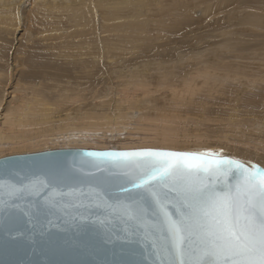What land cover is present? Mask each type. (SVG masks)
<instances>
[{"label":"bare ground","instance_id":"6f19581e","mask_svg":"<svg viewBox=\"0 0 264 264\" xmlns=\"http://www.w3.org/2000/svg\"><path fill=\"white\" fill-rule=\"evenodd\" d=\"M93 146L264 167V0H0V158Z\"/></svg>","mask_w":264,"mask_h":264},{"label":"snow or ice","instance_id":"6c2138e0","mask_svg":"<svg viewBox=\"0 0 264 264\" xmlns=\"http://www.w3.org/2000/svg\"><path fill=\"white\" fill-rule=\"evenodd\" d=\"M0 217L14 237L60 221L92 228L136 264H264V167L222 150L153 148L87 151L39 172L5 163Z\"/></svg>","mask_w":264,"mask_h":264},{"label":"water","instance_id":"95a60500","mask_svg":"<svg viewBox=\"0 0 264 264\" xmlns=\"http://www.w3.org/2000/svg\"><path fill=\"white\" fill-rule=\"evenodd\" d=\"M113 150L121 151L66 148L7 156L0 158V179L5 163L18 170L39 172L56 161L78 164L87 151ZM92 212L95 214L98 210ZM58 225L46 230L44 235L14 237L5 234L0 217V264H136L140 260L139 256H131L122 250L120 242L104 243L98 231L92 228L78 230L62 221ZM136 250L140 251L138 246Z\"/></svg>","mask_w":264,"mask_h":264},{"label":"rangeland","instance_id":"374dc122","mask_svg":"<svg viewBox=\"0 0 264 264\" xmlns=\"http://www.w3.org/2000/svg\"><path fill=\"white\" fill-rule=\"evenodd\" d=\"M200 11H198V10H194V18L196 19V20H199V21H202L203 19L201 18V16H200V13H199ZM155 39L156 40H158V37H155ZM164 42V41H163ZM173 45H175V43L174 44H172L171 46H173ZM191 128H189V130H190ZM193 129V128H192ZM195 133V132H194ZM205 134V133H204ZM208 133H206V136H208L209 138H211L212 136H214V134H210V135H207ZM216 135H219V134H216ZM121 139H123V138H121ZM96 146H93V148H74V147H71V148H67V149H94ZM104 147H109V148H111V149H109L108 148V150H112V149H115L114 147H112V146H104ZM57 149H66V148H53V149H50V150H57ZM96 150H99V149H97V148H95ZM103 148H100V150H102ZM107 148H104V150H106ZM137 149H141V148H137ZM153 149H160V148H153ZM115 150H122L121 148H116ZM123 150H131V149H123ZM161 150H168V149H161ZM44 151H48V149H46V150H44ZM44 151H36V152H33V153H38V152H44ZM175 151H195V150H189V149H182V150H175ZM200 151V150H199ZM23 154H30V153H23ZM23 154H16V155H23ZM223 155H225V156H228V157H233V158H235V156H236V158L237 159H240V160H243V161H246L244 158H241V157H239V156H237L236 154H231V153H222ZM12 156V155H11ZM5 157H7V156H5ZM2 158H4V157H2Z\"/></svg>","mask_w":264,"mask_h":264}]
</instances>
